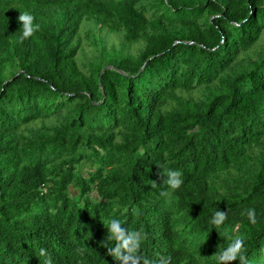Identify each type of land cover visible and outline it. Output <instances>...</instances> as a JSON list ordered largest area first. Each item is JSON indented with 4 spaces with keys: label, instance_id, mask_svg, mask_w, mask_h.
Instances as JSON below:
<instances>
[{
    "label": "trees",
    "instance_id": "16d2710c",
    "mask_svg": "<svg viewBox=\"0 0 264 264\" xmlns=\"http://www.w3.org/2000/svg\"><path fill=\"white\" fill-rule=\"evenodd\" d=\"M110 219L150 260L264 264V0H0V264H119Z\"/></svg>",
    "mask_w": 264,
    "mask_h": 264
},
{
    "label": "clouds",
    "instance_id": "9594fccd",
    "mask_svg": "<svg viewBox=\"0 0 264 264\" xmlns=\"http://www.w3.org/2000/svg\"><path fill=\"white\" fill-rule=\"evenodd\" d=\"M35 17L28 11L19 12L17 17L18 22L22 27V35L20 40L23 41L31 37L39 30L40 25L34 24ZM158 166L157 175L164 177V183L172 190L178 189L183 180L181 179V172L172 169L160 170ZM155 187V182H153ZM161 195H169L167 192H162ZM247 217L251 223H256L255 209L250 208L246 212ZM227 219V212L217 210L214 212L211 223L219 227ZM108 230L107 240L113 241L111 247H106L107 255L113 257L119 264H171L170 256H158L156 260H150L146 257L138 255L144 234L139 230H129L122 226L118 219H110L106 222ZM245 240L242 236L231 238L227 247L215 254L217 264H230L233 261H239L240 264H247V258L243 254ZM40 256H46L45 250L41 249ZM43 264H52L50 259H45Z\"/></svg>",
    "mask_w": 264,
    "mask_h": 264
},
{
    "label": "rangeland",
    "instance_id": "374dc122",
    "mask_svg": "<svg viewBox=\"0 0 264 264\" xmlns=\"http://www.w3.org/2000/svg\"><path fill=\"white\" fill-rule=\"evenodd\" d=\"M89 23H91V22H89V21L84 22L85 25L80 31L81 35H82V32H84L85 28L90 26ZM108 41H109V43H118L119 38L117 36H110L108 38ZM81 54L86 55L85 60H88L89 58H91L93 56L94 53L92 52L91 46L88 44H85L84 49L80 52V60H79L80 64H83L85 62V60L83 59V61H81L82 57H83ZM195 94H197V93H195ZM84 171L87 172V167H84Z\"/></svg>",
    "mask_w": 264,
    "mask_h": 264
},
{
    "label": "water",
    "instance_id": "95a60500",
    "mask_svg": "<svg viewBox=\"0 0 264 264\" xmlns=\"http://www.w3.org/2000/svg\"><path fill=\"white\" fill-rule=\"evenodd\" d=\"M108 68H112V66H106V67L103 69L102 75H103V73H104ZM102 75H101V79H102Z\"/></svg>",
    "mask_w": 264,
    "mask_h": 264
}]
</instances>
